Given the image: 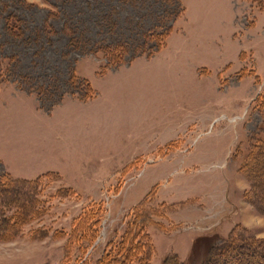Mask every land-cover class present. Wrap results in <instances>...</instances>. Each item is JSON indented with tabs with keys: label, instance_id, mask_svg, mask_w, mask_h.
Here are the masks:
<instances>
[{
	"label": "rangeland",
	"instance_id": "obj_1",
	"mask_svg": "<svg viewBox=\"0 0 264 264\" xmlns=\"http://www.w3.org/2000/svg\"><path fill=\"white\" fill-rule=\"evenodd\" d=\"M263 125L264 0H0V264H98L135 220L151 264L232 233L264 264Z\"/></svg>",
	"mask_w": 264,
	"mask_h": 264
},
{
	"label": "trees",
	"instance_id": "obj_2",
	"mask_svg": "<svg viewBox=\"0 0 264 264\" xmlns=\"http://www.w3.org/2000/svg\"><path fill=\"white\" fill-rule=\"evenodd\" d=\"M21 23L22 19L17 14L11 13L6 19V28L12 34L19 35L23 33ZM156 36V38L161 42L163 39L162 37L165 36V34H158ZM126 50L127 46L125 43L110 44L105 47L106 54L111 56L114 64L123 61ZM88 85L90 84L88 83ZM263 153L264 133H258L252 138L246 157L240 166V170H242L248 176L252 184V187L247 191L246 196L261 211H263L264 190L261 187V177H259V170L262 168L264 169ZM97 211L98 210H96V212ZM91 213L92 212L86 213L84 216L88 217ZM100 218H98L95 223L100 221ZM8 220L12 225L21 223V219L19 217H10ZM131 224H133V227L127 226L118 241L110 243L109 249L104 252L103 257L98 261V264H151V256L154 246L150 234L144 229L142 222L139 226H137L136 220ZM97 225L98 223L94 224V230L98 229ZM241 236L242 234L240 233H232L220 243L216 241L218 238L216 235L198 236L193 242L192 252L190 254L188 263L241 264L243 258L246 257L243 253H255V249L251 247L252 243L250 242H247V248H245L246 250H244V252L241 250V247L243 248V245L241 244V241L243 242ZM85 242L89 243L90 240H85L84 243ZM241 252H243V256H241V259L237 260V257H240L238 253ZM188 263H179L174 261L172 264Z\"/></svg>",
	"mask_w": 264,
	"mask_h": 264
},
{
	"label": "crops",
	"instance_id": "obj_3",
	"mask_svg": "<svg viewBox=\"0 0 264 264\" xmlns=\"http://www.w3.org/2000/svg\"><path fill=\"white\" fill-rule=\"evenodd\" d=\"M176 136H177V135H176ZM173 137H174V136H173ZM170 139H171V138H169V139H167V140H170ZM167 140H166V141H167Z\"/></svg>",
	"mask_w": 264,
	"mask_h": 264
},
{
	"label": "clouds",
	"instance_id": "obj_4",
	"mask_svg": "<svg viewBox=\"0 0 264 264\" xmlns=\"http://www.w3.org/2000/svg\"><path fill=\"white\" fill-rule=\"evenodd\" d=\"M247 226V225H246Z\"/></svg>",
	"mask_w": 264,
	"mask_h": 264
}]
</instances>
